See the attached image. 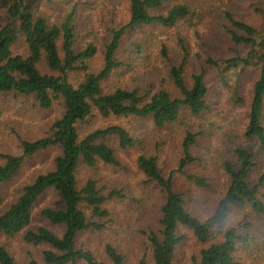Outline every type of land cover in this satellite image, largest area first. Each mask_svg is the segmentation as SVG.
<instances>
[{"label":"trees","instance_id":"16d2710c","mask_svg":"<svg viewBox=\"0 0 264 264\" xmlns=\"http://www.w3.org/2000/svg\"><path fill=\"white\" fill-rule=\"evenodd\" d=\"M126 1L127 18L119 24L110 21L108 39L99 48L95 42H80L76 8L61 13L63 3L70 0H0V119L9 106L4 102L20 112L32 100V108L56 112L40 137L25 138L14 127L9 129L17 132L21 152L0 154V240L21 234L26 243L42 247L40 258L32 255L29 264H174L180 246L191 235L200 248L192 254L190 264H248L242 251L255 241L256 233L252 231L264 221V173L256 179L251 176L258 163V151L264 157V0H253L262 19L259 27L223 9L222 31L231 55L205 58V65L220 74L235 71V88L241 87L247 68L257 71L244 132L251 147H237L233 158L221 164L225 188L206 218L190 208L192 198L174 187L173 172L166 176L158 155L140 153L137 169L163 195L153 206L157 208L155 223L149 221L140 230L145 237L143 254L135 263L117 240H104L103 230L111 221L109 202L127 196L124 189L106 192L107 186L100 182L96 169L102 164L124 170L119 153L134 148L138 139L121 123L85 129L96 118L104 122L111 118L148 119L157 128L174 126L184 111L197 117L209 109V87L204 67L191 73L189 79L184 61L173 62L165 46L161 54L167 65L160 86L155 87L151 78H147L145 87L107 85L112 75L131 67L125 56L128 48L141 51L142 40L134 35L137 30L170 28L183 22L191 27L198 25L191 2ZM130 39L132 43L123 50ZM100 52L103 60L97 66L95 58ZM71 75L81 78L73 84ZM240 91L235 89L233 95L237 102L245 103L247 98L241 97ZM197 135L186 132L178 172L196 186L211 188L208 178L188 171L198 160L191 153ZM54 150L44 171L31 174L17 194L7 200V184L37 158ZM48 194L54 195L56 202L37 211ZM145 204L146 200L138 203L140 207ZM244 211L246 217L235 219ZM37 215L43 223L33 227ZM86 232L105 236L99 257L80 244L79 238ZM0 264H17L1 241Z\"/></svg>","mask_w":264,"mask_h":264},{"label":"rangeland","instance_id":"374dc122","mask_svg":"<svg viewBox=\"0 0 264 264\" xmlns=\"http://www.w3.org/2000/svg\"><path fill=\"white\" fill-rule=\"evenodd\" d=\"M191 2L195 9L196 27L189 26L186 22L175 27H147L137 30L135 37L142 40V49L136 51L135 47L128 48L125 56L131 62V67L123 69L112 75L107 85L115 86H142L145 87L147 78H151L155 87L164 83V67L167 65L166 59L161 54L163 46L167 48L169 58L176 64L184 61L188 78L191 73L200 71L204 67L206 72V82L209 87L207 105L209 107L200 116H191L184 111L182 119L176 125L165 128H157L146 119H119L113 118L105 122L99 118L93 120L91 126L95 128L105 123H121L131 131L138 139L134 148L119 153L123 162L122 167L116 168L111 165H100L96 170L100 175V182L107 186L106 192L111 189H124L126 199H115L110 201L108 208L111 211L108 228L101 232H86L80 238V244L87 246L99 257L101 255L102 240L108 237L117 240L126 253L130 254L129 260L136 262L137 258L143 254L142 242L144 235L140 230L144 229L148 222L154 224V217L157 216V208L153 207L158 203L163 194L154 184L147 183L146 177L137 169L136 158L140 153H153L158 155L159 163L164 166L166 176L173 172L174 187L192 198L190 208L202 218H206L214 210L217 199L221 196L225 188V174L221 164L233 158L234 150L237 147H251V143L246 139L244 132L248 123V104L250 91L253 82L257 78V71L247 68L243 74V81L238 88L235 83L236 72L228 71L220 74L215 69L205 65V58L209 55L230 56L222 31L223 9H229L234 15L253 26L259 27L262 19L255 10L256 5L253 0H181V2ZM61 13L71 11L76 8L77 23L80 42H95L101 48L108 39L107 26L113 20L115 24L124 22L128 16V3L126 0H70V3H63ZM113 12V13H112ZM54 14H59L55 11ZM61 15V14H60ZM59 15V16H60ZM198 16H201L200 19ZM200 19V21H199ZM133 40H129L122 49L124 50ZM122 50V51H123ZM101 64L103 55L101 52L95 58ZM100 62V63H99ZM81 76L71 75L70 82L76 84ZM240 88V96L246 97L245 103L236 101L233 93ZM13 103L12 101H10ZM30 103L16 110L12 104L5 107V113L0 119V154L5 152L20 153L15 133L22 137L37 138L43 135L48 121L55 116L53 112H42L32 108ZM10 127H14L17 132L11 133ZM197 133L196 144L192 145L191 153L198 160L188 167L190 173L208 178L211 188L196 186L189 181L186 176L178 172L179 158L184 154V138L186 132ZM55 150L47 152L37 158L33 165L28 166L7 184L5 197L10 200L17 194L20 186L27 181L31 174L44 171L49 165ZM257 165L253 169L251 176L259 178L264 173V157L258 151ZM261 156V157H260ZM31 163V162H30ZM84 172H86L84 170ZM83 172V176L85 173ZM135 200V201H132ZM140 200H146L143 207L138 205ZM56 202L52 194H48L40 203L37 211L42 206ZM245 211L235 215L238 221L246 217ZM233 219V220H235ZM43 220L39 215L34 219V226L40 225ZM262 223V221H260ZM260 223L252 232L256 233L255 241H251L248 247L242 251L243 258L248 264H264V221ZM103 240V241H104ZM14 255L17 264H29L32 255L40 258V246H33L24 241L21 234L9 236L0 240ZM122 243L123 245H121ZM200 248V243L189 235L180 246L174 264H190L191 256ZM150 259L149 255L147 257Z\"/></svg>","mask_w":264,"mask_h":264}]
</instances>
